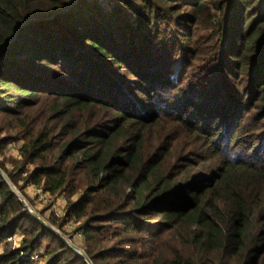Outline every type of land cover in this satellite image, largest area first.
<instances>
[{"label":"trees","instance_id":"obj_1","mask_svg":"<svg viewBox=\"0 0 264 264\" xmlns=\"http://www.w3.org/2000/svg\"><path fill=\"white\" fill-rule=\"evenodd\" d=\"M0 168L92 264H264V0H0ZM0 248L87 264L1 175Z\"/></svg>","mask_w":264,"mask_h":264},{"label":"rangeland","instance_id":"obj_2","mask_svg":"<svg viewBox=\"0 0 264 264\" xmlns=\"http://www.w3.org/2000/svg\"><path fill=\"white\" fill-rule=\"evenodd\" d=\"M19 146H20V142H15V143H10L8 145V147L6 148L5 152H6V155L7 156H12V157H17L18 156V150H19ZM10 166V165H9ZM8 166V167H9ZM29 169H31V167L29 166ZM5 174V173H4ZM6 176V174H5ZM7 180L9 181L8 177L6 176ZM10 182V181H9ZM11 183V182H10ZM12 184V183H11ZM13 185V184H12ZM14 188H16L14 185H13ZM17 189V188H16ZM18 190V189H17ZM19 191V190H18ZM24 192L25 194L27 195L28 199L30 201H28V199L25 198V200L27 201V203L30 205V207L35 210L36 212L37 211H42V209L48 204V202L44 203L43 200L39 197V195L37 193H35L33 191V188L31 185H27L25 188H24ZM19 193H21L19 191ZM22 194V193H21ZM60 197H64V196H60V195H57V196H52L50 197V200L53 199V201H56V198H60ZM38 213V212H37ZM43 215H48L49 213H51L53 216V212L49 209H45L43 210ZM40 216V215H39ZM56 222L59 223V221H61L63 219V216L61 218H56L54 216ZM56 229H58L62 235L65 237V238H68V237H72L74 236V239L71 240L73 244H75L76 246H78L79 248H82L81 247V238L80 237H76L75 236V232H76V226L77 224L73 221V220H67L64 225H63V228L62 230H60L57 226L53 225ZM17 237V236H16ZM3 246V244L1 245V247ZM1 249V248H0Z\"/></svg>","mask_w":264,"mask_h":264},{"label":"water","instance_id":"obj_3","mask_svg":"<svg viewBox=\"0 0 264 264\" xmlns=\"http://www.w3.org/2000/svg\"><path fill=\"white\" fill-rule=\"evenodd\" d=\"M179 68V63H177L175 70L177 71ZM0 175L5 179V181L8 183L9 187L12 189V191L18 196V198L20 199V201L23 203V205L26 207V209L29 211V213L36 218L38 221H40L43 225H45L46 227H48L49 229H51L54 233H56L62 240H64L72 249H74L78 254H80L83 259L86 261L87 264H92V261L90 260V258L88 257V255L85 253V251L82 248H79L78 246H76L73 243H70L67 238H65L62 233L56 229L53 225L47 223L42 217L39 216V214L33 210L30 205L27 203V201L25 200V198L23 197V195L21 193H19V191L13 187V185L7 180L4 172L2 171V169L0 168Z\"/></svg>","mask_w":264,"mask_h":264},{"label":"built area","instance_id":"obj_4","mask_svg":"<svg viewBox=\"0 0 264 264\" xmlns=\"http://www.w3.org/2000/svg\"><path fill=\"white\" fill-rule=\"evenodd\" d=\"M32 188H33V191L39 195V197L43 200L44 203H46L50 200L48 193L44 192L43 189L41 188V186H32ZM56 204H59L60 206L57 207ZM49 209L53 212V214L56 218H61L64 214L65 209H66V198L65 197L56 198V201L52 202ZM74 234L76 237L81 238L80 232H75ZM73 239H74V236L67 238V240L70 243H72L71 240H73ZM5 241L11 243L13 246H18V239H17L16 235L6 237ZM34 258H35V256H34Z\"/></svg>","mask_w":264,"mask_h":264},{"label":"crops","instance_id":"obj_5","mask_svg":"<svg viewBox=\"0 0 264 264\" xmlns=\"http://www.w3.org/2000/svg\"><path fill=\"white\" fill-rule=\"evenodd\" d=\"M57 207H59L60 205L59 204H56Z\"/></svg>","mask_w":264,"mask_h":264}]
</instances>
